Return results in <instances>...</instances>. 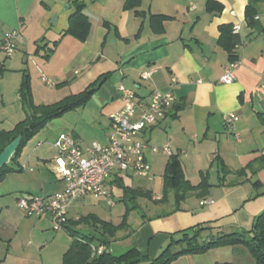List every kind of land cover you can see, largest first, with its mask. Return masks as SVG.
<instances>
[{
  "label": "crops",
  "instance_id": "1",
  "mask_svg": "<svg viewBox=\"0 0 264 264\" xmlns=\"http://www.w3.org/2000/svg\"><path fill=\"white\" fill-rule=\"evenodd\" d=\"M80 1L85 4L84 11L90 20L85 40L62 35L68 28L69 16L75 11L73 0H0V40L4 33L14 29L22 35V41L10 56H5L0 48V128L8 120L9 110L18 108L26 115V106L19 96L24 76L34 104L57 102L44 103V98L37 99L34 73L39 75L42 85H51L54 80L56 91L67 88L69 94L90 87L94 89L93 95L106 85L101 98L107 132H110V115L123 106L120 85L133 89L145 101L152 90L171 89L175 102L166 116L140 133L148 142L145 157L152 174L148 181L153 184L146 189L135 187L133 177L138 175L126 171L112 173L106 182L112 199L115 187L122 189L121 201L127 199L125 188H138L150 191V200L165 207L142 214L133 224L127 222V228L116 232L109 250L120 254L134 247L140 254L153 258L172 234L197 224L210 227L204 233L206 236L245 231L253 237L256 218L264 210V108L260 104L264 100V37L246 22L248 0H140L136 7H127L125 0ZM210 2L216 4L211 11L208 10ZM254 19L264 27V1L258 4ZM223 24H230L232 28L238 25L236 34L241 40L234 47L238 59L235 78L230 83L220 81L230 62L219 42ZM144 70L152 71L147 78L140 76ZM71 72L74 78L69 80L67 76ZM42 78L50 79V83ZM229 112L239 117L235 124L238 139L223 122L222 116ZM19 121L11 122V128ZM70 134L81 148H86L82 147L79 134ZM107 139L108 134L96 143L105 145ZM41 143L37 141L27 151L24 144L12 164L20 170L8 172L10 177L8 173L5 175L17 183L20 172L27 173L20 197L38 193L51 197L65 187L63 178L54 170L58 154L46 153L39 147ZM164 144L178 158L184 179L192 185L207 183L205 190L187 191L179 201L175 191L169 190L167 198L159 200L170 159V154L160 148ZM151 146L158 149L153 151ZM23 150L24 167L21 165ZM32 166L37 170L31 169ZM157 170H161L160 175L155 173ZM212 174L217 177L214 181ZM8 189H14L16 195L19 186L12 184ZM86 197L104 199L109 206L115 204L114 199L110 205L102 196L76 198L68 209L69 225L73 229L90 232L91 225L83 220L88 214L117 224L100 216L96 209L73 215V203ZM140 197L133 200V206H137L136 200ZM26 221L28 235L35 234L37 238L34 243L28 240L23 253L14 250L16 222L0 223V244L6 243L4 248L0 247V264H63V255L72 237L66 232L69 239L63 240L62 251L40 253L39 249L51 237L52 226L48 219L41 217ZM60 237L52 236L48 243L61 244ZM170 264L264 262L256 260L245 242L236 241L213 246L203 253L180 255Z\"/></svg>",
  "mask_w": 264,
  "mask_h": 264
},
{
  "label": "trees",
  "instance_id": "2",
  "mask_svg": "<svg viewBox=\"0 0 264 264\" xmlns=\"http://www.w3.org/2000/svg\"><path fill=\"white\" fill-rule=\"evenodd\" d=\"M264 0H248L245 7V19L248 25L254 27L264 37V27L260 26L254 19L258 13V4ZM140 0H125L127 7H136ZM75 11L69 16L68 28L62 33L70 34L80 40L87 38L90 20L85 13V4L80 0H73ZM216 4L210 2L208 10H214ZM230 24L220 26L219 42L228 53L230 62H235L238 55L234 51V47L240 43L238 34L233 33ZM57 41H55L56 43ZM94 92L93 88H86L82 92L70 94L61 100L51 104H34L30 92L27 76H24L23 82L20 84L19 93L23 105L26 106L27 112L25 117L18 123H15L11 129L4 130L0 128V151L15 137L21 135V140L17 150H14L11 160L8 164L0 169V179L10 171H19L12 166L14 161L20 155L24 144L37 132L44 124L53 117H57L66 110L84 104ZM0 122L2 119L0 118ZM205 182V181H204ZM207 183H199L197 185L190 184L184 179L182 169L178 158L170 154L164 173L163 195L159 199L161 201L167 198L169 190L175 191V198L179 201L184 197L187 191L201 189L205 190ZM182 191V192H181ZM124 196L133 201L136 197L152 198L150 191L142 189L125 188ZM135 206L132 205L131 208ZM83 220L91 225V231L87 233L73 229L69 225L67 219L64 230L72 237L69 248L63 255V264H170L180 255L203 253L211 247L234 243L236 241L245 242L251 249L259 263L264 262V210L257 216L252 229L253 237L249 236L245 231H234L229 233H218L204 235L206 231H210L207 224H197L192 227L180 230L172 234L167 244L153 258L142 255L139 251L131 247L120 254H114L109 250L111 241L115 238L116 232L120 229L128 227L127 220L123 216L122 220L113 224L110 221L102 220L94 214H88ZM92 245H103L108 249L97 254L92 252Z\"/></svg>",
  "mask_w": 264,
  "mask_h": 264
},
{
  "label": "built area",
  "instance_id": "3",
  "mask_svg": "<svg viewBox=\"0 0 264 264\" xmlns=\"http://www.w3.org/2000/svg\"><path fill=\"white\" fill-rule=\"evenodd\" d=\"M239 26L233 27L237 33ZM22 41V35L18 29L3 34L0 40V48L5 56L14 53L17 43ZM237 62H229L220 81L230 83L235 78ZM151 70L140 73L141 78H147ZM47 84L50 80L42 78ZM174 83V79L172 81ZM123 106L110 115V132L107 144L92 145L81 148L70 133H60L53 142L58 151L55 158V173L60 175L65 187L63 190L47 197L41 193L30 197H19L17 205L26 215L37 217H48L52 229L64 230L68 219V209L73 200L85 195L102 196L108 204H113L111 192L106 182L112 173L117 171L132 172L142 178L151 179L150 166L145 157L148 142L140 133L146 127L156 124L162 120L175 102L172 90H152L147 98L143 100L133 89L123 85L119 86ZM223 122L232 132L235 138L239 133L235 130V124L239 117L233 112L222 116ZM160 148L168 154L171 150L167 144ZM153 151L157 146H151ZM211 202V201H208ZM92 252L101 253L108 249L103 245H92Z\"/></svg>",
  "mask_w": 264,
  "mask_h": 264
},
{
  "label": "rangeland",
  "instance_id": "4",
  "mask_svg": "<svg viewBox=\"0 0 264 264\" xmlns=\"http://www.w3.org/2000/svg\"><path fill=\"white\" fill-rule=\"evenodd\" d=\"M20 52V51H19ZM22 54V53H18ZM43 75V74H42ZM34 79L36 80L34 83L35 91L37 95V99L44 98V103H51L53 101H59L64 98L66 95H70L67 88H63L62 90L56 91L55 81L52 80L51 85H42L41 79L38 74L34 73ZM42 77V76H41ZM46 77V76H44ZM68 79L72 80L74 78L73 73L71 72L68 74ZM50 80V79H49ZM41 84V85H40ZM106 85H103L101 88L95 91V93L82 105L72 107L66 110L64 113L57 117H53L48 120L44 126L37 131L26 143L24 150H30L32 145L36 144L37 141H41V145L39 147L44 148L46 153L56 152L58 154L57 149L54 147L53 142L58 137V135L62 132L66 133H77L80 136V142L82 147H87L92 145L93 143L101 142V139L106 135L109 134L107 132V119L104 115H102V106L103 101L101 96L102 92H104V88ZM47 88V89H45ZM49 90V91H48ZM52 90V91H50ZM40 96V97H39ZM20 105V103H18ZM18 109V108H17ZM11 109L8 111V120L1 124L2 128H11V122L19 121L23 116L24 113L20 111V109ZM162 146V145H161ZM24 150L23 156L21 160V165L24 167ZM27 167V166H26ZM33 170H37L36 166H32ZM24 170V169H23ZM157 175L161 173V170L155 171ZM26 172H20L19 181L15 183V180H8L9 173L7 174L8 177H5L3 181H0V223H7V221L16 222V232H15V246L14 250L16 251H23L24 245L30 240V243H34V239L37 236L28 235V221L26 220H33L34 218H38L35 215H25V213L18 207L17 202L15 200L16 195L18 194V198L20 197L22 191H24V185L27 182L26 179ZM17 179V177H13ZM217 177L214 178V174H212L211 180L214 181ZM12 184L16 187L19 186V191L15 195V191L9 190ZM133 184L134 186H140L143 189L151 186L153 182H149L147 178L141 177H133ZM113 199L115 200V204L113 206L107 205L104 199L94 200L92 198L86 197L82 199L76 200L72 205V213L73 215L77 213H84L87 211H98L97 213L104 217L107 220H111L115 223H118L122 220L123 215L125 216L127 222L134 223L136 222L142 214L149 213L151 211H159L161 208L165 206H161L160 204H155L150 199L145 197H140L136 200L137 206L131 208L132 205H135L133 201L130 199H126L125 201H121L120 198L122 196V189L115 187L113 188ZM14 205L17 207V213L14 209ZM88 205V206H87ZM40 218V217H39ZM43 219H50L48 217H41ZM51 225V222H50ZM52 226V225H51ZM52 228V227H51ZM85 229V228H84ZM51 237L48 240L52 239V236L60 235V244L59 242L55 244H49L48 242L42 246L40 251L44 254L47 253H56L57 251H62L64 249L62 244L64 243L63 240L69 239V235L66 233L65 230L61 229L55 231L50 229ZM29 243V244H30ZM6 243L0 244L1 249L4 248ZM23 253V252H22ZM17 255V254H16Z\"/></svg>",
  "mask_w": 264,
  "mask_h": 264
},
{
  "label": "water",
  "instance_id": "5",
  "mask_svg": "<svg viewBox=\"0 0 264 264\" xmlns=\"http://www.w3.org/2000/svg\"><path fill=\"white\" fill-rule=\"evenodd\" d=\"M101 81L95 85V89L99 87ZM261 107L264 108V100L260 102ZM21 140V135L15 136L3 150L0 151V169L8 164L11 160L14 150H17Z\"/></svg>",
  "mask_w": 264,
  "mask_h": 264
}]
</instances>
